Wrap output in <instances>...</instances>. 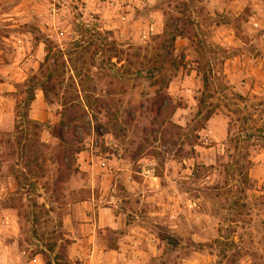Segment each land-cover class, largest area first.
<instances>
[{
    "label": "rangeland",
    "instance_id": "rangeland-1",
    "mask_svg": "<svg viewBox=\"0 0 264 264\" xmlns=\"http://www.w3.org/2000/svg\"><path fill=\"white\" fill-rule=\"evenodd\" d=\"M32 76L52 103L34 90L17 126ZM157 95L176 108L156 117ZM74 102L89 126L60 147ZM60 246L264 264V0H0V264Z\"/></svg>",
    "mask_w": 264,
    "mask_h": 264
},
{
    "label": "trees",
    "instance_id": "trees-1",
    "mask_svg": "<svg viewBox=\"0 0 264 264\" xmlns=\"http://www.w3.org/2000/svg\"><path fill=\"white\" fill-rule=\"evenodd\" d=\"M87 28V27H86ZM79 31L82 33L84 32L81 27H78ZM92 29H88L90 32ZM48 56L44 59L45 62H47ZM46 76V79L48 78V75ZM45 83L36 76H32L30 79H28L25 82V88L28 93V98L24 99L22 102H19L17 107L19 109L18 115H16V121L17 126L23 122L26 121L28 118V111L26 110V105L28 102H32L34 99L33 91L39 90L43 93L45 99H47V102L49 104L52 103V101L48 98V95L46 93V87ZM155 106H154V115L156 117H160L164 114V112L170 110L173 111L176 108V105L172 103L169 97L161 98V96L157 95L155 97ZM63 107V113L61 114V119L56 125L51 126V135L55 137L59 141V146H70L71 145V137L73 138H79L77 135L75 128H80L79 133L82 134L85 132V129L87 130V127L89 126V121H86V112L84 109H81L79 107V104L77 103H68ZM212 115V110H209L203 117V122H206ZM16 126V127H17ZM203 129V126L201 125L200 130ZM114 138H117V134L115 130L110 131ZM79 140L76 141V145L80 144ZM80 147H77L76 150L80 151ZM77 151V152H78ZM63 155V151H62ZM63 158V156H62ZM60 166L64 168L65 174H67L68 169L70 168L67 163H64L63 159L60 158ZM59 167V174H62V168ZM64 248L63 246H60L58 249V252L54 254L52 257L49 256L45 251H40L38 254H40L43 258L44 264H68L66 257L64 256ZM53 250L50 248L49 252H52Z\"/></svg>",
    "mask_w": 264,
    "mask_h": 264
}]
</instances>
